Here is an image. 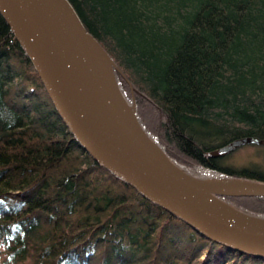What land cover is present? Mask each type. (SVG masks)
<instances>
[{"label": "trees", "instance_id": "16d2710c", "mask_svg": "<svg viewBox=\"0 0 264 264\" xmlns=\"http://www.w3.org/2000/svg\"><path fill=\"white\" fill-rule=\"evenodd\" d=\"M67 1L113 62L140 128L172 163L264 183L261 166L223 164L233 152L206 158L243 138L264 150V0ZM225 201L264 218L262 196ZM0 264L264 260L198 236L98 166L0 16Z\"/></svg>", "mask_w": 264, "mask_h": 264}, {"label": "water", "instance_id": "95a60500", "mask_svg": "<svg viewBox=\"0 0 264 264\" xmlns=\"http://www.w3.org/2000/svg\"><path fill=\"white\" fill-rule=\"evenodd\" d=\"M0 16L68 133L98 166L198 236L264 260V218L222 200L264 197V183L198 178L172 163L140 128L133 103L127 105L118 90L113 62L67 0H0ZM250 143L232 141L206 158H222Z\"/></svg>", "mask_w": 264, "mask_h": 264}, {"label": "rangeland", "instance_id": "374dc122", "mask_svg": "<svg viewBox=\"0 0 264 264\" xmlns=\"http://www.w3.org/2000/svg\"><path fill=\"white\" fill-rule=\"evenodd\" d=\"M127 105L130 106L131 104L127 103ZM222 163L225 165H231L234 168L249 167V166H254V165L261 166L262 168H264V150L260 151L259 148H254L251 146H246V147L243 146V147L239 148L238 150L234 151L227 158H225L222 161ZM180 169L183 170L184 172H186L187 174L194 176V177H198V178H205V179H210V180H214V181H222V182L231 180L230 178H228V177H226V176H224V175H222L216 171L206 169L203 167H199V166H194L192 168H187V169H185V168H180ZM225 199L226 198H222V200L226 204L231 206L227 201H225ZM231 207H233V206H231ZM239 211H241V210L239 209ZM258 218H260V217H258Z\"/></svg>", "mask_w": 264, "mask_h": 264}, {"label": "bare ground", "instance_id": "6f19581e", "mask_svg": "<svg viewBox=\"0 0 264 264\" xmlns=\"http://www.w3.org/2000/svg\"><path fill=\"white\" fill-rule=\"evenodd\" d=\"M115 82H116V80H115ZM117 84V83H116ZM117 87H118V85H117ZM118 90H119V88H118ZM120 91V90H119ZM133 113H134V111H133ZM244 146V145H243ZM241 147V146H240ZM236 151V150H235ZM234 152V151H233ZM232 153V152H231ZM230 154V153H229ZM231 186H234V185H231Z\"/></svg>", "mask_w": 264, "mask_h": 264}]
</instances>
